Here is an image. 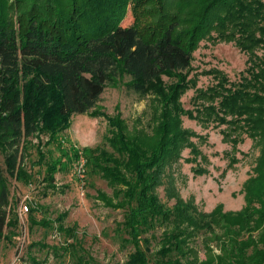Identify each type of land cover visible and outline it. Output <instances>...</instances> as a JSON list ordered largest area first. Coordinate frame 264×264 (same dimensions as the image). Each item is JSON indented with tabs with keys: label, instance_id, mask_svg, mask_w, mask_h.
I'll return each instance as SVG.
<instances>
[{
	"label": "trees",
	"instance_id": "obj_1",
	"mask_svg": "<svg viewBox=\"0 0 264 264\" xmlns=\"http://www.w3.org/2000/svg\"><path fill=\"white\" fill-rule=\"evenodd\" d=\"M134 21L123 26L129 13ZM234 43L249 55L248 75L233 84L215 72L217 85L197 90L196 108L185 110L182 97L196 87L191 78L194 53L201 42ZM264 0H0V242L17 227L10 206L9 177L35 181L26 168L33 138L45 164L46 192H59L56 175L76 167L83 157L86 173L106 181L112 196L98 200L124 212L118 224L123 248L132 247L127 264H264ZM129 77L126 87L141 98L154 93L157 112L151 133L129 132L121 118H108V148L78 149L61 138L72 117L94 112L106 87ZM164 78L173 84L164 85ZM208 126L230 125L260 149L252 176L244 186L245 207L226 214L218 206L201 212L195 200L177 189L172 168L191 150L197 134L183 128V118ZM133 133V134H132ZM48 136L43 144L42 137ZM236 146L238 139L233 140ZM60 156L46 161L44 146ZM233 160L231 165H234ZM203 169L195 170L202 173ZM76 173V170H75ZM77 174V173H76ZM164 188L167 203L159 190ZM173 204L170 206L169 204ZM31 209L32 226H52ZM58 218L64 245L50 248L70 264H101L78 243L74 228ZM215 227V228H214ZM222 230V254L200 262L191 243L197 234ZM159 230L162 233L158 236ZM74 240L71 244L68 241ZM158 249L151 254L152 242ZM226 240V241H225ZM189 249V250H188ZM30 257L23 264H46Z\"/></svg>",
	"mask_w": 264,
	"mask_h": 264
},
{
	"label": "rangeland",
	"instance_id": "obj_2",
	"mask_svg": "<svg viewBox=\"0 0 264 264\" xmlns=\"http://www.w3.org/2000/svg\"><path fill=\"white\" fill-rule=\"evenodd\" d=\"M134 18L130 12L123 26L133 24ZM259 55L264 50L258 51ZM249 55L234 43L211 40L201 42L194 53L191 78H195L196 87L190 89L182 97L185 110L196 108L194 97L197 90H208L217 85L215 72H221L233 84L247 76ZM130 78H119L108 85L99 103L93 110L100 117H93L90 113L72 117V126L61 134L67 147L78 149L108 148L106 138L110 134L108 118H121L129 132L135 129L152 132L155 127L153 114L157 112L156 96L150 93L141 98L126 87ZM164 87L173 84L164 78ZM183 128L193 131L197 137L193 143L200 150L201 156L196 161L191 150L183 152V159L172 168L178 191L185 200L194 199L201 212L211 214L218 206H222L224 213L240 212L246 205L244 186L255 175L257 159L260 149L255 142L232 129L230 125L211 123L202 125L188 117L183 118ZM133 134V133H132ZM234 139L239 143L235 146ZM43 144L48 142V136L42 137ZM26 157V169L32 172L35 181L29 185L21 183L5 173L9 183L10 206L8 211L11 218L18 215L17 227L7 228V238L0 242V264H23L30 257H36L46 264H70L68 257L57 258L50 248L64 245L66 237L58 231L57 218L64 213L68 216L64 221L67 228H74L79 245L89 252L101 264H127L129 255L134 251L130 246L123 248L118 224L124 221V212L106 207L98 197V191L112 196V190L106 181L99 177H92L85 173L84 178L75 173L74 166H68L67 171H60L56 175L59 192H46L47 185L43 183L45 164L39 161L37 153L38 139L33 138ZM46 161L51 162L60 156L54 145L44 146ZM236 160L234 165L232 161ZM86 161V160H85ZM0 165L5 169L4 156L0 153ZM203 169L202 173L195 170ZM162 201L167 203L164 188L159 190ZM29 206V211L25 210ZM172 206L173 204H169ZM36 211L34 217L37 222L49 221L52 226H32L30 222L31 209ZM215 228V227H214ZM162 233L159 230L158 236ZM222 230L216 228L214 232L206 231L197 234L189 249L194 253L190 258L198 255L200 262L209 261L222 254L221 244L224 242ZM226 241V240H225ZM73 243L74 240L68 241ZM158 242H152L151 254L158 249ZM188 249V250H189ZM151 264H155L150 255Z\"/></svg>",
	"mask_w": 264,
	"mask_h": 264
},
{
	"label": "built area",
	"instance_id": "obj_3",
	"mask_svg": "<svg viewBox=\"0 0 264 264\" xmlns=\"http://www.w3.org/2000/svg\"><path fill=\"white\" fill-rule=\"evenodd\" d=\"M86 161L85 159L82 157L78 163L76 164V167H75V170H76V173L78 174V176H80L81 178H84L85 175H83L85 173V169H86ZM25 210L28 212L30 209H29V206L28 205H25Z\"/></svg>",
	"mask_w": 264,
	"mask_h": 264
}]
</instances>
